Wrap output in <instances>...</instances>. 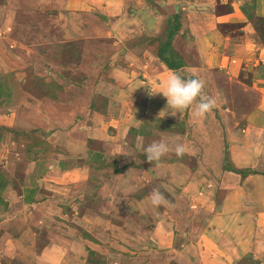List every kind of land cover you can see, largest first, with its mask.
I'll return each instance as SVG.
<instances>
[{
  "label": "rangeland",
  "instance_id": "obj_1",
  "mask_svg": "<svg viewBox=\"0 0 264 264\" xmlns=\"http://www.w3.org/2000/svg\"><path fill=\"white\" fill-rule=\"evenodd\" d=\"M128 1L0 0V122L8 125L0 131V264H264V229L256 224L249 229L235 218L241 229L229 241L208 233L209 241H197L195 222L177 219L183 229L176 230L173 218L186 211L185 201L196 206L191 215L200 204L186 188L188 154H175L176 137L194 151L188 164L230 187L220 171L223 159L224 166L234 159L232 145L259 150L245 143L259 135L254 127L232 129L254 100L218 101L227 78L204 71L191 34L190 7L200 1ZM176 12L182 24L172 45L187 65L179 74L204 81V93L216 101L206 117L194 105L181 116L166 113V97L150 91L162 89L173 71L156 52ZM49 90L55 98L45 96ZM156 141L170 151L151 163L143 148ZM27 189L35 190L30 207ZM156 189L167 203L153 208ZM218 194L221 201L224 186Z\"/></svg>",
  "mask_w": 264,
  "mask_h": 264
},
{
  "label": "crops",
  "instance_id": "obj_2",
  "mask_svg": "<svg viewBox=\"0 0 264 264\" xmlns=\"http://www.w3.org/2000/svg\"><path fill=\"white\" fill-rule=\"evenodd\" d=\"M110 1L111 4L116 6L121 4L122 0ZM183 1L188 3L187 0ZM195 1H200L198 4H202L201 6L190 7L192 11L190 13L193 14L191 34L196 35L193 43L199 48L198 61H200L205 72L208 71L209 74L212 73L214 76L221 75L224 76L221 78H227L226 82H222L225 92L219 95L218 101L221 104L224 105L221 102L222 99H231L235 104L238 97L242 96L247 98L244 103L254 100L252 104L248 105V113L245 117H242V122L238 126L233 128L229 126V128L234 129L233 132L240 133L244 132L247 125L249 129L254 127L257 130L255 132L259 135H255L257 137L253 135L245 136V143L252 146L251 148L259 150L255 152L247 150L243 141V146L232 145L234 159L228 162L226 166H224L225 161L223 159L220 171V174L223 173L226 176L225 178L230 180L228 182L230 187H226V184L209 179L206 176L208 171L195 169L188 164V160L192 161L193 155L191 154H194V151L190 149V152H188V139L185 138L182 145L185 147L184 155L186 159L188 154V160L187 163L185 159L181 162V165L180 163L178 166L175 165L174 172L177 173L180 166L186 163L184 166L188 167L189 177L186 188H188L192 200L196 201L197 199L200 204L196 203L198 205L197 210L195 214L191 215L190 211L196 206L190 207L192 203L185 201L186 211L181 213L176 210L177 215L173 218L177 223L176 230L183 229L180 222L176 221L177 219L184 222L188 218L190 221L195 222L196 231L192 230V235L200 233L195 238L197 241H209L207 240L208 237L213 235L216 240H219L222 236L224 239L220 241L227 242L229 237H233L235 230L241 229L236 228L235 224L238 219L235 218L241 219L243 225H247L249 229L253 228V224L264 229V175L262 174L264 169V148H262L264 146V0H232L230 4V1L227 0ZM123 4L128 6L130 1L123 0ZM127 52V55H130V49ZM234 104H227L229 110L226 112H235L236 114L238 108ZM228 118L234 119V116ZM243 123L246 124L245 127H243ZM0 125L8 126L3 120H1ZM238 137L240 139V134ZM177 144L181 143H178L176 137L173 147ZM132 146L125 150L130 151L133 157L135 148ZM239 151L243 152L239 153ZM134 160L135 158L130 159L127 164ZM244 168L253 169L256 173L243 178L233 170ZM151 172L154 173L152 178H155V175L158 176L156 170ZM231 181H236L237 185L234 183L235 186L232 185ZM223 186L226 194L220 201L218 192L221 191ZM43 202L39 201L38 203ZM27 203L30 207L34 205L35 199ZM174 204L175 202L170 204L169 207L174 209ZM187 204L189 205L187 206ZM175 206L178 209L177 205ZM224 230H231V232L226 234ZM205 234L208 235L207 239L204 238ZM248 244L251 246L250 243ZM251 247L254 249L257 248V245L254 243ZM257 258L255 255L254 259Z\"/></svg>",
  "mask_w": 264,
  "mask_h": 264
},
{
  "label": "clouds",
  "instance_id": "obj_3",
  "mask_svg": "<svg viewBox=\"0 0 264 264\" xmlns=\"http://www.w3.org/2000/svg\"><path fill=\"white\" fill-rule=\"evenodd\" d=\"M204 87V81L200 78H184L178 72L171 71L164 81L162 89L150 91L151 94L162 93L163 96L166 97V113L170 110L171 115L176 116L179 114L181 116L185 109L194 105L196 108V115L199 117H206L210 115L215 108L216 101L204 93ZM169 151V145L164 141H156L143 148L144 156L147 161L151 163L153 161H159ZM184 152V145L177 144L175 146V154L178 157L182 156ZM150 203L153 208H156L166 204L167 201L163 194L156 189L150 194Z\"/></svg>",
  "mask_w": 264,
  "mask_h": 264
},
{
  "label": "trees",
  "instance_id": "obj_4",
  "mask_svg": "<svg viewBox=\"0 0 264 264\" xmlns=\"http://www.w3.org/2000/svg\"><path fill=\"white\" fill-rule=\"evenodd\" d=\"M175 19V20H174ZM171 23L169 22L165 32L162 34V36L159 38V43H158V47H157V56L160 58V60L170 69L173 71H176L179 73V70L183 69L184 67H186V63L184 61V59L182 57H180L173 49V40L175 35L177 34V32L180 30L181 27V18H180V13L176 12L174 13V15L171 16ZM166 37V39H164ZM187 78H196L194 77L193 74H188ZM46 86H51V88H54L57 90V92L59 90H61V87L57 84H47ZM52 98L56 97V92L54 93V91H48L47 93H45V96H49ZM6 130V128L2 129L1 125H0V131ZM139 129H131V131H135L134 133H136L135 135H138L141 133L140 131H137ZM10 133L16 134L15 128L14 129H10L9 130ZM99 156V155H98ZM96 156L94 159V163L97 165L96 161L100 160V157ZM111 165V164H109ZM113 165V164H112ZM114 166L116 167V165L114 164ZM116 170L120 171L122 168H115ZM230 170V169H228ZM235 172H237L238 174H240L243 178L247 177L249 174H254L256 173L255 170L253 169H233ZM3 175L0 176V203H5V201L2 199L1 197V191L4 190L5 188V181L2 177ZM25 191V190H24ZM26 193L23 194L24 197L26 198V202H30L32 199H34V194H35V190L33 189H27L25 191Z\"/></svg>",
  "mask_w": 264,
  "mask_h": 264
}]
</instances>
